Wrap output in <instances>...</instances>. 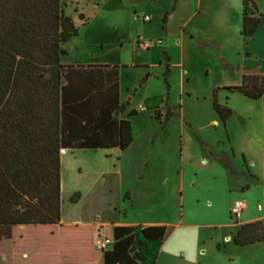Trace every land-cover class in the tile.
<instances>
[{
  "label": "rangeland",
  "instance_id": "rangeland-1",
  "mask_svg": "<svg viewBox=\"0 0 264 264\" xmlns=\"http://www.w3.org/2000/svg\"><path fill=\"white\" fill-rule=\"evenodd\" d=\"M121 1L130 10L127 20L122 16L120 18L125 30L120 28L115 39L111 34L104 35L106 41L102 44L75 40L69 43V54L60 58V62H92L125 67L120 73V102L125 114L131 111L135 113L130 119L135 143L123 158L128 164L121 173L113 171L100 154L90 157L81 151H67L65 156V152H62V219L99 222L108 231L112 223L143 220L148 212L149 196L168 198L165 202L170 203L176 212L182 193L183 210L188 213L185 221L221 220L208 217L203 200L194 197L203 196L206 191L214 192L210 176L215 178L216 185L223 187V177L198 163L193 138L185 129L181 134L180 125L182 118L189 121L213 150L221 148L219 141H226L224 128L213 125L216 119L212 117L211 93L216 86L235 81L219 58L232 64L240 60V42L235 39L241 27L239 0ZM255 2L259 11L263 12L264 0ZM103 5V2L97 5L86 0L71 2L66 4L64 14L71 18L82 36V28L85 27L82 25L94 22ZM144 15L149 16L150 20L144 21ZM144 44L146 48L142 47ZM155 100H161L162 113L169 108L178 115L169 120L163 131L153 118L152 105ZM140 105L143 106L142 110ZM180 135L183 145L181 159L177 150ZM155 144L161 148L168 147L170 163L149 169L148 162L154 155ZM131 152L133 160L130 158ZM69 153L74 155L71 157ZM194 170L199 178L192 188L190 182ZM162 174H166L167 179ZM165 180L167 182L164 184ZM248 181L253 183L251 179ZM126 192L130 194V200L122 199ZM225 203L226 199L222 198L221 204ZM209 233L215 234L212 242H216L222 235H229L233 231L227 228L218 231L203 229L200 240L206 243ZM226 242H220L219 246L214 243L211 247L205 245L207 253L200 255L198 263L264 264V243L240 247L231 241ZM143 243L138 237L134 240L133 248L139 256L146 251ZM148 246L153 249L157 245L153 242ZM155 253L152 250L148 254L151 264ZM165 263L185 264V261L179 257H169Z\"/></svg>",
  "mask_w": 264,
  "mask_h": 264
},
{
  "label": "trees",
  "instance_id": "trees-1",
  "mask_svg": "<svg viewBox=\"0 0 264 264\" xmlns=\"http://www.w3.org/2000/svg\"><path fill=\"white\" fill-rule=\"evenodd\" d=\"M77 1L0 0V239H11L12 264H95L100 256L104 264H140L135 238L159 242L165 234L163 226H113L110 247L98 252L90 226L60 223L61 150H124L132 142L130 122L112 117L119 110L117 98L111 104L106 89L90 92L103 89L91 71L105 66L60 63L64 45L78 35L64 9ZM241 6L240 34L248 37L260 20L253 0H241ZM116 90V83L107 88L109 94ZM226 90L257 99L264 94V75L244 74L238 86ZM216 91L211 108L224 124L231 111L217 102ZM159 103L152 105L156 120ZM173 115L167 111L165 121ZM106 125L116 131L114 142L102 136ZM222 163L232 174L230 160ZM232 242H264V221L240 225Z\"/></svg>",
  "mask_w": 264,
  "mask_h": 264
},
{
  "label": "crops",
  "instance_id": "crops-1",
  "mask_svg": "<svg viewBox=\"0 0 264 264\" xmlns=\"http://www.w3.org/2000/svg\"><path fill=\"white\" fill-rule=\"evenodd\" d=\"M80 1V0H79ZM256 9L257 17L260 20L256 30L251 36H242L239 33L235 36L236 40L239 41L238 46V55L240 54V60L232 64L228 60L220 57V62L227 63L232 69L231 77L235 78L234 83L227 85L216 86V100L220 105H224L230 109L231 114L226 119L225 123L218 119L217 115L213 111L212 117L215 118L213 125H221L224 128L225 142L219 141L222 145L219 150H213L212 147L199 135L195 128L189 121H186L184 118L181 119V134L183 131L189 133L195 147L197 148L198 155L197 161L202 164L204 168H209L215 170V172L220 173L223 177V187L216 185V180L210 176V183L214 186V192L206 191L203 196L195 195L194 199L200 198L203 200V204L206 210L208 217L210 218H221L216 222H197V221H185V218H188L183 210V194L180 193V207L176 209L171 207V204L165 202L169 200L164 196L158 198L155 196H149L147 202L150 204L147 205L148 212H146L145 217L140 222H116L109 224V230L105 231L103 226L99 222L89 221V222H78L77 220H68L63 221L62 216L60 217V223L63 226H90L93 229L94 240L98 232L104 237L111 240L112 238V227L113 226H130L137 229H141L148 226H163L165 228V234L161 241L154 242L157 246H154L153 249L148 246L149 243L142 239L139 235V239L144 241L143 246L146 248V251L143 252L141 256L142 259L139 262L140 264H151V261L148 257V254L155 251L152 264H157L160 261L161 264H166L165 262L169 257L182 258L185 261V264H194L199 262L200 255L207 253V249L204 247L212 246L213 243L218 245L224 240L229 243L232 242L237 228L246 223H251L255 221H264V94L257 99H250L237 91H227V87L238 86L241 82V77L244 74H258L264 75V11L261 13L259 8L253 0ZM78 2V1H77ZM97 5L103 2L101 11L98 14V17L94 22L84 23L83 34H79L75 40L85 43L89 41L90 43L102 44L106 41L104 35L111 34L114 39L117 38L119 29L125 30V25L121 21V16L123 19L127 20L130 10H128L121 0H101ZM241 0H239V16L241 18ZM83 19V17H82ZM85 22V20H83ZM241 25V19H240ZM117 31V32H116ZM121 36V35H120ZM69 43L64 45L66 54L60 56L66 57L69 54L67 50ZM219 46H217L218 48ZM61 63V62H60ZM62 64V63H61ZM64 66H73V67H89V66H105V69L102 71L92 70L91 73L96 77L95 79L102 84L103 89L101 91L96 90V88L90 92H104L106 89V97L110 98V103L113 104L117 98V106L119 110L117 114L112 113V117L117 120H128L134 117L135 115H129L124 113V107L120 102V78L121 70L125 67L118 66L115 64H105V63H78V64H62ZM100 72V73H99ZM116 83L117 90L112 94L108 93L107 88ZM117 96V97H116ZM91 103H98L97 101ZM161 105V104H160ZM160 105L154 104L157 108V114L159 119L160 131L165 129V126L169 120L173 117H177L175 112L166 109L162 113V108ZM165 105V104H164ZM166 106V105H165ZM139 108H143L142 105ZM167 108V107H166ZM212 109V108H211ZM172 112L174 115L169 117L165 121L166 112ZM133 112V111H132ZM153 112V111H152ZM154 118V116H153ZM155 119V118H154ZM156 120V119H155ZM131 129V138L132 142L124 150H120L117 147L110 148H97V149H64L61 150L67 155V151H81L83 154L95 156L96 154L102 155L106 163L111 165L113 171L121 173L123 168L128 164L124 162L123 158L125 155L131 151L135 140L132 135ZM116 131L112 126L106 125L102 130V136L106 138V141L114 142L115 141ZM179 149L178 158H182V136H179ZM168 147H159L155 144L154 155L149 160V169L155 168V166H163L170 163V158L168 156L169 149ZM62 154V153H61ZM60 154V170L62 156ZM73 153H69V156H73ZM132 152L130 154L131 160H133ZM90 156V157H91ZM229 159L233 165L234 171L230 174L222 161ZM124 162V163H123ZM152 166V167H151ZM246 175L248 176L246 178ZM199 176L196 173V170L193 171V178L190 182V186L194 188L197 185ZM162 177L167 179L166 174ZM251 179L253 183H250L248 180ZM167 181H164V184ZM249 184V185H248ZM74 191V190H73ZM72 191V192H73ZM130 194L126 192L122 199L130 200ZM158 198V199H157ZM225 198V205L221 204V199ZM157 199V200H156ZM242 201L244 207L239 213L237 218H234L230 214V209L232 204L235 201ZM63 201V199H62ZM156 202V203H154ZM154 203V204H153ZM178 199L176 200V204ZM63 210V212H62ZM64 214V208L62 204L61 215ZM172 214L174 216H172ZM223 228L232 230L233 233L229 235H222L219 237V240L212 242L213 236L215 234L209 233L207 235L208 240L206 243L203 240H200L203 237V229H211L213 231H218ZM220 233V232H219ZM136 237V238H137ZM135 238V239H136ZM233 243V242H232ZM264 243V242H258ZM145 244V245H144ZM147 244V245H146ZM257 244V243H254ZM220 245V244H219ZM218 245V246H219ZM252 245V244H250ZM247 246V245H246ZM243 247V246H240ZM25 256V255H23ZM162 258V260H161ZM0 264H12V242L11 239L2 238L0 239ZM95 264H104L102 257L95 262ZM199 264V263H198Z\"/></svg>",
  "mask_w": 264,
  "mask_h": 264
},
{
  "label": "built area",
  "instance_id": "built-area-1",
  "mask_svg": "<svg viewBox=\"0 0 264 264\" xmlns=\"http://www.w3.org/2000/svg\"><path fill=\"white\" fill-rule=\"evenodd\" d=\"M142 19L144 21H149L150 18L149 16L147 15H144L142 17ZM142 47L146 48L147 45L144 44L142 45ZM143 108H141L142 110ZM244 207V203L242 201H235L233 204H232V207L230 209V214L234 217V218H237L239 213L241 212V210L243 209ZM111 245V240L104 237L103 235H101L99 232L98 234L96 235V238H95V241H94V248L96 251L98 252H103L105 250H107ZM194 264H198V263H194Z\"/></svg>",
  "mask_w": 264,
  "mask_h": 264
}]
</instances>
